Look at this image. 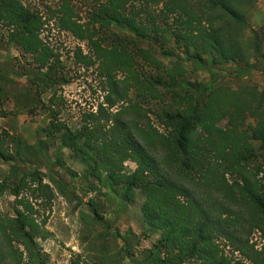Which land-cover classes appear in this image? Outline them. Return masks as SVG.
<instances>
[{
  "label": "trees",
  "instance_id": "obj_1",
  "mask_svg": "<svg viewBox=\"0 0 264 264\" xmlns=\"http://www.w3.org/2000/svg\"><path fill=\"white\" fill-rule=\"evenodd\" d=\"M259 1L56 0L45 12L0 0V37L32 67L18 75L27 88L15 104L49 120L33 146L0 131V161L11 163L0 199L9 194L16 206L14 216L0 211V264H48L37 239L49 238L39 207L53 201V181L20 172L16 158L46 155L55 140L99 187L119 188L126 204L142 198L146 234H159L154 264H264V243L251 239L264 238V89L218 77L223 65L264 62V34L248 23ZM51 25L86 44L72 62L100 79L101 101L75 123L63 118L58 90L71 78L45 35ZM9 63H0V99L14 82ZM197 71L211 81L185 79ZM153 101L167 106H146Z\"/></svg>",
  "mask_w": 264,
  "mask_h": 264
},
{
  "label": "rangeland",
  "instance_id": "obj_2",
  "mask_svg": "<svg viewBox=\"0 0 264 264\" xmlns=\"http://www.w3.org/2000/svg\"><path fill=\"white\" fill-rule=\"evenodd\" d=\"M29 7L45 11L53 8L56 0H23ZM81 7L80 4H78ZM249 26L264 34V0H260L248 16ZM4 29L0 25V34ZM49 43L61 55L66 65L71 82L62 86L58 94L65 102L63 118L76 122L78 113L95 107L103 95L94 69L84 70L72 62L73 51L81 47L88 52L85 43L75 40L71 35L60 32L50 26L45 32ZM175 50V54H181ZM9 61L14 80L6 86L5 95L0 99V131H6L13 139H19L27 145H35L45 140L43 129L48 125V116L42 108H35L33 113L19 108L15 96L27 88V78L18 75L32 69L29 59L5 38L0 37V63ZM254 63V62H253ZM257 69L245 70L231 64L219 67V81L236 88L238 83L256 85L264 89V62L257 63ZM17 74V76H15ZM18 77V78H17ZM208 73L188 72L185 79L209 83ZM49 95L42 99L46 102ZM151 109L167 106L165 102H151L146 105ZM222 124V123H221ZM20 172L38 170L45 183H51L54 199L45 207L40 206V213L47 217L46 230L49 238L37 239L38 246L49 255L48 264H154L149 259V251L159 238V234H146L139 208L142 198L137 195L133 204H126L120 199L119 188L99 187L97 182L85 175L86 165L75 158L68 149L60 147L55 140L50 143L46 155L38 153L34 158L19 155L16 158ZM11 163L0 161V181L10 172ZM134 164L127 162L125 170L131 172ZM15 198L9 194L0 199V211L14 216ZM96 211L98 217L93 216ZM257 248L264 243L258 232L251 236Z\"/></svg>",
  "mask_w": 264,
  "mask_h": 264
}]
</instances>
